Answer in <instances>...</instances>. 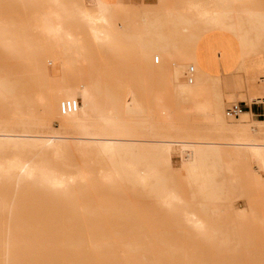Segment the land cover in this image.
I'll return each mask as SVG.
<instances>
[{
    "label": "rangeland",
    "instance_id": "1",
    "mask_svg": "<svg viewBox=\"0 0 264 264\" xmlns=\"http://www.w3.org/2000/svg\"><path fill=\"white\" fill-rule=\"evenodd\" d=\"M19 1L27 6V34L13 20L0 19L1 27L12 26L21 34L11 38L9 48L0 44V122L15 133L62 138L58 150L10 143L0 146V156L35 154L65 173L88 168L93 176L61 192L0 182V264H264V162L244 146L234 156V147L226 144L252 138L264 146V115L228 116L241 90L205 77L195 56L198 24L227 26L242 0H209L206 5L202 2L208 0H183L182 6L180 0H152L159 2L152 8L132 0L121 7L100 0L103 12L90 0H58L61 12L86 5L103 14L106 21L99 24L112 35L96 43L85 23L63 14L59 24L77 41L53 38L46 47L41 46L44 34L28 22L34 13L46 18L51 0ZM193 2L225 7L228 13L217 25L196 15L187 21L171 16ZM16 10L0 0L1 18H18ZM245 11L254 15L252 9ZM84 87L97 94L94 101H83L96 114H82L79 106L63 113V101L83 103L77 96ZM38 91L48 93L46 109L34 102ZM205 95H211L210 103ZM254 99L264 102V92ZM129 101L134 109L110 120L104 114ZM203 112L208 120L196 114ZM84 135L117 136L121 145L138 140L133 149L117 150L136 171L118 182H104L99 144L79 139ZM167 137L209 139L223 143L224 153L206 151L195 169H180L181 158L174 155L172 167L160 155L159 141ZM167 190L181 201L165 205L158 197ZM188 218L203 219L205 229L199 231Z\"/></svg>",
    "mask_w": 264,
    "mask_h": 264
},
{
    "label": "bare ground",
    "instance_id": "2",
    "mask_svg": "<svg viewBox=\"0 0 264 264\" xmlns=\"http://www.w3.org/2000/svg\"><path fill=\"white\" fill-rule=\"evenodd\" d=\"M90 1L96 3V5L100 8V12L104 11V5L102 1ZM51 2V5L44 14L46 18H44L43 15L41 17V14L38 13H34L29 17V27L38 34H44L45 36L44 38L46 41L41 44L42 47H46L48 45L47 42L53 38H66L67 40L74 42L77 41V37L70 30L67 28L65 29L59 24L63 14L67 16H73L76 18V20L85 23L90 29L88 31H91L93 34L96 43H104L112 35L111 31L105 24H99V21H106L103 14H95L86 5H77L73 10L61 12L58 0H51ZM227 13L228 8L225 7L218 5L204 7L199 2H193L188 7L184 8V10H180L177 13H171V16L176 15L180 20L187 21L189 20V16L196 15L201 20H204L212 25H217L220 23L221 18ZM7 32L10 33L12 37H6L5 35ZM19 35L21 34L16 29H13L12 26L10 29L0 26V44L5 47H11V38H17ZM131 36L136 37V35ZM141 44H143V42L140 43L139 41L137 43V45ZM28 45L31 46L30 44ZM45 76L46 75L44 74L39 75V77ZM96 96L97 94H95L91 89L84 87L78 90L77 99L81 100L82 102L85 100L94 101ZM33 98L37 105L45 109L49 105L48 93L38 91L34 94ZM134 108L135 106L129 101L127 103H120L109 107L104 114H106L110 120L119 112L123 111V113H126ZM78 109L82 114H96L93 113L95 109L92 108L93 110L90 111V108H87L84 102L79 105ZM243 113L244 111H242L239 115ZM58 138L62 137L55 135L40 136L32 134L29 131L15 133L7 130L0 122V146L13 143L16 146H45L47 148H55L58 150L60 148V144L57 141ZM79 139L92 142L95 141L99 144V154L104 160L99 171V176L104 182H118L119 180L125 179L127 175L136 171L133 161L131 160L127 162L120 160L117 155V150L122 147L125 150H127V148L133 149V144L137 143L138 140L126 139L124 140V145H121V139L117 136L98 138L90 135H84L79 137ZM159 144L160 155L163 158V161L173 167V157L174 155H178L182 161V166L180 169H185L187 167L195 169L197 167L198 159L208 150H216L220 155L224 153V150L221 147V144L223 143L213 142L209 139L167 137L161 139ZM226 144L234 147V156L239 155L237 148L239 146H244L246 151L251 152L256 159L264 162V146L255 142V140L252 138L249 140L238 138L236 141L228 142ZM92 176L93 174L89 172L88 168H81L77 173L74 174L65 173L60 169H56L50 162H40L38 160V156L35 154L25 155L22 152H16L12 156H0V182L6 179L7 182H14L20 185L33 187L39 186L52 192H61L66 190L71 184L89 180L92 178ZM143 179H145L144 174L140 175V181L144 182ZM167 193L168 194L165 196L158 197L167 206L171 207L175 204L174 202H180L182 199L181 196L176 194L174 190H167ZM1 199L2 196L0 195V201ZM188 221L195 225L199 231H203L206 227L205 221L203 219L188 218Z\"/></svg>",
    "mask_w": 264,
    "mask_h": 264
},
{
    "label": "crops",
    "instance_id": "3",
    "mask_svg": "<svg viewBox=\"0 0 264 264\" xmlns=\"http://www.w3.org/2000/svg\"><path fill=\"white\" fill-rule=\"evenodd\" d=\"M13 5L19 13L18 18L11 19L18 26L20 33L27 34V6L19 0H5ZM111 6L121 7L125 0H106ZM183 0H180L182 6ZM133 3H143L146 8L158 7L159 2L152 0H132ZM209 0L206 3L207 4ZM226 19L227 26L205 29L203 24L195 44V56L200 72L212 80L225 81L227 89H240V101L244 113L252 117L262 116L264 106L255 101L254 97L264 92V0H242L233 7ZM254 10L250 15L245 10ZM118 19V10L115 12ZM23 25V27H21ZM23 31V32H22ZM246 40L243 44L242 40ZM262 46L255 47V43ZM244 50L247 54L244 55ZM205 102L210 103L211 95H205ZM225 103V97H224ZM209 119L208 112L196 113Z\"/></svg>",
    "mask_w": 264,
    "mask_h": 264
},
{
    "label": "built area",
    "instance_id": "4",
    "mask_svg": "<svg viewBox=\"0 0 264 264\" xmlns=\"http://www.w3.org/2000/svg\"><path fill=\"white\" fill-rule=\"evenodd\" d=\"M193 69L191 68V71ZM258 103H260L261 105L264 106V102L263 101H257ZM78 102L75 101V100H66V101H63L62 104H61V109L63 111V113L65 112H72V111H76L77 108H78ZM242 108L240 105L238 104H233L230 108H228V115H231V116H236L238 117L239 114L242 112ZM264 115V113H263Z\"/></svg>",
    "mask_w": 264,
    "mask_h": 264
}]
</instances>
